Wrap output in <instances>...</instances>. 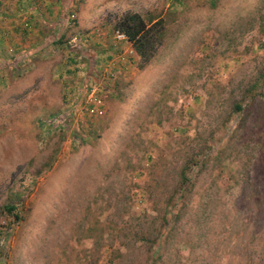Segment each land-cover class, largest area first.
<instances>
[{
	"label": "rangeland",
	"instance_id": "374dc122",
	"mask_svg": "<svg viewBox=\"0 0 264 264\" xmlns=\"http://www.w3.org/2000/svg\"><path fill=\"white\" fill-rule=\"evenodd\" d=\"M0 264H264V0H0Z\"/></svg>",
	"mask_w": 264,
	"mask_h": 264
},
{
	"label": "trees",
	"instance_id": "16d2710c",
	"mask_svg": "<svg viewBox=\"0 0 264 264\" xmlns=\"http://www.w3.org/2000/svg\"><path fill=\"white\" fill-rule=\"evenodd\" d=\"M164 28L165 27L162 20H147L139 13H130L123 17L116 24V30L119 33L125 35L134 50V54L136 53L139 60L143 64L150 62V60L155 56L159 47L163 44L165 37ZM258 96L262 97V94L259 93ZM233 108L237 112L242 111V108L239 105H235ZM190 169L191 165H187L186 167L182 168V186L188 183L187 170ZM168 204L169 203H167V205ZM6 210L11 213L14 208L6 207ZM14 216L15 218H18L17 215Z\"/></svg>",
	"mask_w": 264,
	"mask_h": 264
},
{
	"label": "built area",
	"instance_id": "2783aa9c",
	"mask_svg": "<svg viewBox=\"0 0 264 264\" xmlns=\"http://www.w3.org/2000/svg\"><path fill=\"white\" fill-rule=\"evenodd\" d=\"M116 38L119 39L120 41H124L125 43L129 44L130 48H129L128 54L130 55L134 54V50L130 42L128 41V39L125 37V35L117 32ZM125 58H126L125 55H123L119 57L118 61H112L111 65L117 64V62H124ZM110 76L112 78H115L116 75L112 73ZM94 87L92 86V88L89 87L88 89L85 90V93L81 99L82 100L81 105L83 104L82 106L85 109L89 117L92 116V117L101 118L105 114V107H104L103 100L97 94L96 89Z\"/></svg>",
	"mask_w": 264,
	"mask_h": 264
}]
</instances>
